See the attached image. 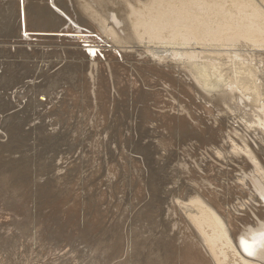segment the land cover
Instances as JSON below:
<instances>
[{
    "label": "rangeland",
    "instance_id": "374dc122",
    "mask_svg": "<svg viewBox=\"0 0 264 264\" xmlns=\"http://www.w3.org/2000/svg\"><path fill=\"white\" fill-rule=\"evenodd\" d=\"M18 3H19L18 0L17 1L16 0H0V60H2V63L0 64V76H1L0 78V125H1L0 126V133H1L0 134V204H1L0 208L1 209L0 211L2 212V213L0 212L1 213L0 214V236H3V237H0V253H1L0 264H19V263L21 264H31V263L32 264L33 263L34 264H44L45 262H46L45 264H48V263L49 264H66V263L67 264H74V263L75 264L76 263L85 264V262L88 264L90 263L97 264L96 262H98L99 261L98 259H100L102 256H103L102 259L104 258L103 262L106 261L104 262V264H113V263L114 264H127V263L128 264H132V263L133 264L134 263L135 264H138V263L139 264H143V263L144 264H154V262L157 260L158 262L161 260L160 262L164 264L163 262L167 260L166 258H168L169 255L170 257L168 258L169 259L168 262L170 264H175V263L178 264V260H179V257H177L179 255L178 253H180L182 249L183 250L184 249L186 250L188 248L192 249V247H194V250L193 249L192 250L195 251L196 245H197L196 252L198 253V255L202 258L205 257L204 256L206 255L205 250L204 249L200 250L205 253L200 252L199 249L202 247H200L198 243L194 244L196 243L194 242V240L196 239L193 236H196V233L194 235V232L192 231L194 229L189 227L191 226V224H189L190 222L187 221L186 219H181L185 217L184 216L182 217L181 215L182 213L180 209L173 202L176 201L175 199L185 200L189 196L193 197L192 195H195V194L201 195L204 191L206 192V190L208 189H213V190L215 189L218 191L220 187L216 189V187L218 186H216L215 188L214 186L217 184H219L220 186L225 184V181H224L225 177L217 180V177L216 178L214 177L215 174L212 173L214 171L212 170L213 168L210 165L211 163H214V165L216 164L218 167H221V170L224 169L223 171H227V169L231 171L230 166L221 165L218 162H216L213 158L214 156H210V155H213V154H210L211 151L210 152L208 151L211 149L212 146L217 147L218 144H219L218 145L219 147L221 146V144L222 146L228 145L227 143H229V141L227 142L226 137H225L227 135V130L229 132L230 131L229 129L232 126L234 127L235 125L237 126L238 119L234 118L231 111H229V115H227L228 111L226 112L225 110L226 107H222L224 105L217 106L216 104H214L212 100L210 101L211 97L208 96L206 93H204L202 90H200L199 87L196 86L195 90L197 91H193L192 89H190L189 86H186L187 84L184 83L183 79H181L180 76L177 77L179 80L167 79L164 82V80H161L160 77L156 74H152V75L147 74L149 76H146L144 73L141 74L142 72L140 71L134 72L136 69L133 70L134 67L131 66V63L124 64L125 67L127 66L126 71H125L127 74L125 73V78H127L126 75L129 78L131 76L135 77L136 73L138 74L140 72L138 74V76H140L139 77L140 81H138L137 83H139V85L144 83L141 86L143 87L145 85V87L142 88L140 86L141 88L139 89V91H134L132 93L129 91H123L121 92L123 93L121 95L117 93L115 94L114 93L115 90L113 88H112L113 90L111 88L107 90L108 89L107 87L108 78L106 77L105 80L103 79L102 81L101 79V81H99V83L102 82L101 86L98 83L99 84L98 87L100 86L102 88V89L99 88L100 90L98 94V96L100 95V99L102 101L101 100L99 101V97L97 96V99H96L97 101L95 102L94 100L95 98L94 96L91 95V91H89L90 93H86L79 87L71 88V90H69L70 92L68 91L69 92L68 93L67 84H69L70 82L67 80L58 78V75L61 74V71L69 67L67 63L68 58L66 57L65 53L61 52L60 49H58L57 47H55V45H53V40H54L53 38L51 37L37 38V37H40V34L35 33V32H32V33L30 32L25 36V34L23 33V28H22V9H21V6L18 5ZM10 10H13V16L15 19L11 18L12 15L10 13ZM14 21L16 22L15 25H11L12 23H14ZM56 23L58 24L57 21L49 22L47 25L48 29L55 30V28L57 27ZM87 45L88 44H85V46ZM84 48H85L84 50H86L85 51L86 53H88L89 49L93 50V48L95 52L99 51V53L97 52L98 56L99 58H101L102 61H104L105 58L102 57L103 50L101 52L100 47H87V48L84 47ZM97 53H95L96 56H97ZM117 55L119 56L118 53ZM10 57L12 58V60ZM18 60H21V61L18 62ZM5 62L7 63L11 62V63L8 65V64H4ZM121 62L123 64L122 59H120V63ZM127 68L128 69L132 68V69L128 70ZM127 71H129L132 75L128 73ZM68 72L72 74L71 71H68ZM120 73H121L120 71H114V73L111 74L114 80L110 76L111 83L112 82L116 83L115 80H118V79H119L118 80L119 82L120 81L123 82V84L120 83L122 85H120L119 87L125 86L124 84L125 81L122 78L120 80V77H123L122 73L121 74ZM115 74L117 77L115 76ZM176 75L177 73L173 76H176ZM134 77H131V78L133 79ZM145 77L148 79H146ZM157 78H159L160 81ZM142 79L143 81H141ZM162 81H163V84H161ZM166 82H167V85H169V87L165 84ZM164 86L168 87L171 90L169 91L168 88L165 89ZM103 89L107 90L108 92L106 96L100 94L101 90ZM157 90L158 92H155ZM160 90H162L161 93L159 92ZM165 90L169 91V92L167 91L168 94L166 93ZM109 92L110 93L113 92L112 94L114 96L110 94ZM203 94H204V97H203ZM201 95L205 100L201 97ZM101 96H103L102 97L103 99L101 98ZM170 96L174 98H171ZM105 99L108 101L110 100L109 102L111 103H109ZM174 99L176 100V103ZM160 101L161 102L167 101L168 103H164V102L160 103ZM83 102L84 103L89 102V104L88 103L84 104ZM211 102L213 103L214 106L212 105ZM104 103L105 104L109 103L110 105L106 104L107 105L106 106ZM156 103H159V105H157ZM94 104H96V106ZM179 104L182 107H179L178 106ZM82 105L86 107L87 111L88 109H92V111L89 110L88 111L89 113H88L85 110V108H83ZM87 105H91V106H87ZM185 106L187 108V111L189 112L186 111ZM92 107L94 108V110ZM183 107L185 109H182ZM220 107L223 109V111ZM95 108H97L98 110ZM162 108H164L163 111H162ZM82 110H85L84 112L85 113L87 112V114L85 113L82 114L83 113ZM95 110H97L99 114L97 113V111L95 112ZM179 110L181 111L183 110V112L178 113ZM224 110L226 113L222 114L224 113ZM93 111L95 112V114L93 113ZM184 111L186 113H191V114L187 115L185 114ZM96 113L100 117L99 116L96 117L97 115ZM89 114L90 115L93 114V116L95 115V117L93 118V116H88ZM82 115H84L85 117H82ZM191 115L194 118L192 117L190 118L189 116ZM223 115L224 116L226 115L225 117L228 116L227 119L223 118L224 117ZM177 116H181V117H177ZM185 116L186 117L188 116L189 118L188 117L185 118ZM218 116L219 117L223 116L222 117L223 119L221 118L223 122L228 120L229 123H226L227 121L224 123V125L226 124L229 125V126L227 125L225 126V128L227 127L226 128L227 130L225 128H224L225 130L223 129L222 132H218L216 130L217 129L216 125L218 124L217 122L219 120L221 121V119L219 118L217 121H214L213 119L215 118L216 120ZM87 117L88 119H86ZM162 117L163 119L166 117L165 118L166 120L164 119L165 120L164 121ZM182 117H184L185 119H183ZM176 118L177 119L179 118V119L176 120ZM228 118L230 119V121L233 119L235 120L230 122ZM90 119L95 120L94 122H96V125L95 123L92 122L93 120L91 121ZM82 120H85V122L84 121L82 122ZM80 121L81 123L84 124L86 129L83 126V124L80 125L81 124ZM188 121L190 122L191 126L188 123ZM197 121H200V122H197ZM179 122H181L182 124ZM91 123L94 125H92ZM210 124L211 125L213 124L214 126L212 125L210 126L211 127L210 128L209 127ZM38 126H40L39 130L37 129ZM94 126L96 129L93 128ZM100 127L104 129L105 133L103 130L101 131L102 128ZM214 127L216 128L214 129ZM91 128L93 129V132ZM200 128L202 129V131ZM203 129H205V131ZM98 130L101 132L97 133L96 131ZM185 132L186 133L188 132V133L185 135ZM89 133H91L90 136H89ZM92 133L95 135H93ZM219 133L223 134L222 136L225 138V141H223L224 139ZM188 134H190L191 136ZM193 136L195 139L193 138ZM217 136L219 137L216 138ZM94 137L96 140H94ZM189 137H192V139L191 138L189 139ZM220 137L222 141L221 139H219ZM215 139H217L216 140L217 142H215ZM250 139L251 138H249V140ZM83 141H87L91 144L96 143L95 145L94 144L92 145V149H93V146H96L94 147L93 150L95 151L100 150V152H97V151L93 152L90 146L91 144H88L86 142L84 143ZM220 141L221 143H218ZM250 141L252 142V139ZM201 142L202 144L203 143L204 144L202 145ZM222 142H224L225 144ZM185 143L187 144V146ZM204 146L206 149L208 147L207 152H206V149L203 148ZM66 147L71 151H69ZM195 147L197 148L200 147V149H197ZM180 148H183V149H180ZM181 150L183 152L186 151V153L189 151L190 152L187 153V156H186V153L185 152L183 153ZM192 150L193 151L196 150L198 154L195 151L193 152ZM179 152H181L182 154ZM179 154L182 155L181 159L179 157ZM190 154H192V156ZM199 155H201V157ZM189 156L190 158H188ZM195 156H198L199 158L197 159L196 157L195 159ZM97 157L99 159L96 161ZM175 157L176 158L179 157V158L176 159ZM206 159L208 160V163L206 162ZM174 160L176 161L174 162ZM184 160L187 164L184 163ZM198 160L199 161L202 160V161L199 162ZM56 161L58 162V164ZM188 162L190 163L189 168L186 166L188 165ZM198 162H199V165L196 166ZM170 163H172V165ZM175 163L176 165H174ZM204 164L207 165L208 167H206ZM96 165H98L99 167ZM170 165L172 166V168ZM166 167L168 168V170ZM205 167L208 169H206ZM209 167H211L212 169L211 168L209 169ZM95 168L96 169L99 168V169L96 171ZM179 169L181 172L179 171ZM201 169L203 170L200 172ZM214 169L215 171H217L216 170L217 168H214ZM171 170H173V172ZM174 170L175 171L177 170V171L175 172ZM210 170L212 171L210 172ZM168 171L169 172L171 171L170 172L171 176L168 174L169 173ZM191 171L192 172L196 171L195 175L193 174L194 172L190 173ZM2 172L4 173L2 174ZM186 172L188 175L186 174ZM197 172L198 174L199 173L200 174L199 175L196 174ZM205 172L207 173V175L205 174ZM208 172L212 173L213 177L211 176L212 174H210L211 176L210 177ZM165 174H168V176ZM179 174L184 175V177L186 178H184L183 176H180ZM175 175L177 177H174ZM203 175H206L207 177L209 176L208 178L204 176L206 179L215 178L216 181L211 179L214 183L212 184V181L209 179L211 183L209 180H207L209 182L208 183L206 182L207 183L206 185V183L204 184V181H206L205 178L204 177L202 179L199 178V177H202ZM192 176H194L195 178L197 177V180L195 178L192 179ZM227 176L228 175H226V178ZM164 177H166V179ZM170 178L171 179L176 178L178 181L174 183V180H172L173 181L172 183V181H170ZM166 180L168 181V183ZM107 181H110V182H107ZM184 181H187V182L184 183ZM164 182H166V184ZM177 183H180V184L177 185ZM201 183L204 185V188H202L203 185ZM167 184L168 186L166 187ZM199 185H201L200 186L201 190H198ZM210 185L211 187L209 188L208 186ZM193 188L195 189L197 188L196 191ZM202 189H204V191ZM181 190L182 191L184 190V192H182ZM190 191L192 194L190 193ZM174 192H176L177 194L176 193L174 194ZM181 192L184 193V195ZM229 192L231 193V190ZM228 193H226V195L222 193L226 199L228 196V197H231L232 199L233 197L234 199L239 197L237 199L240 200V195H238V193H236L237 195L235 193L233 194L231 193L232 196L234 195L233 197L231 196V194L228 195ZM180 194L182 196H180ZM222 194H221V198L224 199ZM169 195L171 196L174 195L172 196L173 199ZM178 195L180 196L179 198H178ZM241 198L242 199L240 201L238 200L233 201L234 200L233 199L232 202H231V199L229 198L230 206L235 204L233 208L231 206L232 208L231 210L233 211V213L236 211L235 213H238L239 216H242L241 212H238L242 207L238 206V204H240L242 200H243L242 202L247 201V200L244 201V199L246 198L244 197H241ZM162 201L164 202L162 203ZM170 201L172 203V204L170 203L172 206L169 204ZM167 205H169L172 209L167 207ZM235 206L236 207L238 206L240 209L236 208ZM155 207L156 209L158 208L159 210H162V211H158V210L156 211ZM165 208L166 210L164 211ZM234 208L237 210H235ZM175 210H177L178 212ZM167 211H169L170 214H168ZM174 211L176 212L175 214H174ZM156 213H158V215ZM154 214H156L157 216H155ZM238 214H235V215H238ZM6 215H8L9 217ZM170 215H172L171 217L173 218L168 217ZM175 215L177 216V218ZM154 216L158 218V221L157 220L155 221L156 218ZM158 216H160V218ZM165 217L166 219L167 218L169 219L166 220L164 219ZM178 217L179 219H181L179 222L181 227L178 223H176L177 220L179 221ZM161 219L163 221L164 220L166 221L163 222ZM172 219L174 223L172 222ZM18 220H19V223H18ZM182 220H185V221H182ZM39 221H40V224H38ZM159 221H161V223ZM154 222L155 223L157 222V223L155 224ZM185 222L186 223L189 222L188 223L189 225H184L186 224ZM170 223L171 225L174 224L173 227H171ZM20 224H23V225H20ZM111 224H112V227H111ZM175 224L176 225L178 224V225L175 227ZM22 226L23 228L25 227V229H23ZM160 226H162L163 229ZM40 227H43V228L41 229ZM155 227H157L158 229ZM187 227H189V229H191L190 231H192L193 233L188 231V229H186ZM21 229H23L21 231L22 233L20 232ZM160 231L161 233L163 234L165 233L166 235L162 234L161 236ZM165 231L166 232L169 231L168 232L169 234L166 233ZM179 231H181V233H179ZM182 234L186 235V237H184V235ZM190 234H193V235L190 236ZM6 235L8 238H6ZM167 235H169L168 238H167ZM176 235H178V238H176L177 237ZM180 236L181 237L183 236V237L181 238ZM9 238H12L13 240L11 239L12 241H9L8 240ZM46 238H48V240ZM163 238L164 240H162ZM174 238H176L178 241L181 239L179 244L178 242H176L177 240ZM188 238H191V239H188ZM26 239L28 240V242L26 241ZM53 239L56 241H54ZM171 239H174L176 241L171 240ZM24 242H27V244ZM156 242L158 243L159 246L157 245ZM182 242L185 243L184 244L185 246L182 244L185 248L181 247L182 245L180 244ZM1 243L3 244V246H1L2 245ZM171 243L172 245L174 244L173 245L174 247L170 245ZM190 243L191 244L193 243V245H190ZM9 244L12 246H9ZM14 244H15V249L12 248L13 251H11L12 250L11 247H14ZM160 244L161 246L165 245L164 247L162 246V248H164V250L166 251H170V253H172L173 256L170 253L169 255L167 254L168 255L167 256L166 253L168 252L164 251L160 247ZM168 244L171 249L173 248L172 250L168 247ZM157 247L158 248L160 247L159 248V250L161 249L160 251L163 250V255L165 254L164 256H162V253L158 250ZM28 248L29 250H27L26 252V249ZM135 249L136 251H134ZM174 249L175 250L179 249V251L180 250L181 251L179 252L176 250L174 251V253L177 252V254L176 253L174 254L173 253ZM9 252L10 253L15 252V253L14 254L12 253L13 254L12 255ZM159 253L162 256L159 258L160 260L158 259V256H160L158 255ZM140 256L142 257L143 261L140 260L141 259ZM165 256L167 257L164 258ZM174 256L177 258L173 259ZM206 257H208V255H206ZM45 258H48V259H45ZM81 258H82V261H81ZM92 258L95 261V263L92 260ZM153 258H154V261L152 260L149 263L150 259H153ZM155 258L157 259L155 260ZM71 259L74 261H72ZM48 260H51V261L49 262ZM101 261L102 260H100L98 264H103V263H100ZM158 262L155 264H159Z\"/></svg>",
    "mask_w": 264,
    "mask_h": 264
},
{
    "label": "bare ground",
    "instance_id": "6f19581e",
    "mask_svg": "<svg viewBox=\"0 0 264 264\" xmlns=\"http://www.w3.org/2000/svg\"><path fill=\"white\" fill-rule=\"evenodd\" d=\"M18 1H19L18 5L21 6V9H22V28H23V33L25 34V36L30 32L31 33L35 32V33L40 34V37H37V38H48V37L53 38L54 39L53 45H55V47L60 49L61 52L65 53L66 57L68 58L67 63H68L69 67H67V69H63L61 71V74L58 75V78L63 79V80H67L70 82L69 84H67V87H68L67 92L69 90H71V88H73V87H79L80 89H82L86 93H90L89 91H91V95L94 96V98H95L94 100L96 102L97 101L96 99H97V96H98L99 90H100L99 88H101L100 86L102 83V82L99 83V81H101V79H102V81H103V79L105 80L106 77L108 78V84H107L108 89L107 90H109V88H111V89L113 88L115 90L114 91L115 94L117 93V94L121 95V94H123V93H121L123 91H129L131 93L134 91H139V89L142 87L141 85L144 84L143 83V84L139 85V83H137L138 81H140L139 80L140 76H138V74L140 72H142L141 74L144 73L146 76L156 74L160 77L161 80H164V82L167 79L179 80L177 77L180 76V78L183 79L184 83L187 84L186 86H189L190 89H192L193 91H197V90H195V88L197 86L200 88V90H202L204 93H206L208 96L211 97L210 101L212 100L214 104H216L217 106L218 105H220V106L224 105L222 107H226L225 110H226V112L228 111L227 115H229V111H231L234 118L238 119V121L236 120L237 124H238L237 125L238 128L236 125H235V127L230 126L231 128L229 129L230 131L228 132V130L226 129L227 127L225 128V126L227 124L224 125V123L226 121H227L226 123H229L228 120H226L228 116L227 117H225L226 115L225 116L223 115L224 117L218 116V118L216 120L214 118L213 119L214 121H217L219 118L221 119L222 117L226 118L225 122H223V120H222L223 118H222L221 121L219 120L220 122L219 121L217 122L219 125L218 124L217 125L215 124V125L217 126L216 130L218 132H222V130L224 128L227 130V135L225 133L226 136L225 135L224 136L226 137V141L227 142L229 141V143H227L228 144L227 146L226 145L222 146V144H221L222 147L221 146L219 147L218 146L219 144L217 145L215 143V142H217L216 141L217 139H215L214 143L217 145V147L212 146L211 149L208 151V152L211 151L210 154H213V155H210V154L209 155L214 156L213 158L216 162H218L221 165L230 166L231 171L229 169H227V171H223L224 169L221 170V167H218L216 164H215L216 165L215 166L214 163H211V165H210L213 169L211 167H209V169L211 168L214 171L212 173L215 174L214 177L215 178L217 177V180L225 177V180H224L225 184L222 186H220L219 184L215 185L214 188L216 186H218V187H216V189H218L220 187L218 189V191L215 189L213 190V189L207 188L208 190L205 189L206 190V192H205L204 189H202L204 192L201 195L195 194V195H192L193 197H191V196H189L190 195L189 194L188 195L189 197L187 196L188 198H186L184 196L187 200L186 199L185 200L184 199H175L176 201L173 202L180 209V211L182 213V214L181 213L180 214L182 215V217L183 216L185 217V218H181V219H186L187 221H189L190 223L189 222L188 223L191 224V226H189V227L194 229V230H192L194 232V235L196 233V236H193L196 239V240H194V242H196L194 244L198 243L199 246L202 247V248L198 247V248H200L199 251L201 249H204L206 253L203 251H200V252L205 253L206 255H208V257H206V255H204L202 253H200V254L204 255L206 258L205 257L202 258L198 255V253L196 252L197 245L195 247V251H193L194 247H192V246L191 247L193 250L188 248L186 250L182 249V251L180 250L181 251L180 252L179 249L178 250L176 249L177 251L180 252V253H178L179 255L178 256L176 255V256L179 257L178 264H264V0H18ZM10 13L12 15L11 18H14L13 10H10ZM15 21L11 25H15V23H16ZM47 21H48V23L53 22V21L58 22V24L56 23L57 27L55 28V30L54 29L53 30L48 29ZM85 44H88V45L85 46ZM84 47H86V48L87 47H100L101 48L100 51L102 52V50H103L102 57H104L105 59L104 58H102V59H104V61H102L101 58H99V56H98L99 51H97L98 52L97 53L94 51V48H93V50L89 49L88 53H86L85 52L86 50H84L85 49ZM95 53H97V56ZM117 53L119 54V56L117 55ZM120 59H122L123 64H122V62L120 63ZM11 60H12V58H11ZM11 60H9V61H11ZM20 61L21 60H18V62H20ZM1 63H2V60H0V64ZM10 63L5 62L4 64L9 65ZM126 63H128V64L131 63V66L134 67L133 70L136 69L134 72L140 71L138 74L136 73L135 77L131 76V77H134L133 79L131 77L129 78L127 75H126V77L129 79L125 78V73H126L125 71H126L127 66L125 67L124 64H126ZM68 71H71L72 74H70ZM114 71H120L122 73L123 77H120V80L122 78L125 81V83H124L125 86L119 87L120 85L123 84V82L118 81L119 79L115 80L116 83L115 82L111 83L110 76L112 77L111 74L114 73ZM127 72L130 73L129 71H127ZM134 72H133V74H134ZM176 73H177V75L173 76ZM147 74H149V75H147ZM115 76H116V74H115ZM0 78H1V76H0ZM112 79H113V77H112ZM146 79H148V78H146ZM157 79H159V78H157ZM160 79H159V81H160ZM141 81H143V79ZM98 83L100 84L99 87H98V85H99ZM120 83H122V84H120ZM136 84H138L139 86ZM150 84H152V83H150ZM161 84H163V81ZM165 84L167 85V82ZM161 86H163V85H161ZM167 86L169 87V85H167ZM143 87H145V85ZM152 87H154V86H152ZM168 87L164 86L165 89ZM162 89H163V87H162ZM107 90H105V89L101 90L100 94L106 96L108 94ZM170 90L171 89H169V91ZM161 91L162 90H160L159 92L161 93ZM167 91H166V93H167ZM155 92H158V90ZM112 93L113 92H111L110 94H112ZM98 97H99V101H100L101 100L100 95ZM102 97L103 96H101V98ZM201 97H202V95H201ZM203 97H204V94H203ZM171 98H174V97H171ZM145 99H146V97H145ZM80 100H82V99H80ZM112 100H114V99H112ZM106 101H108V100H106ZM91 102H93V101H91ZM163 102L160 101V103H163ZM86 103L89 104V102H86ZM86 103H84V104H86ZM109 103H111V102H109ZM109 103H106V104H109ZM113 103H115V102H113ZM164 103H168V102L166 101ZM175 103H176V100H175ZM206 103H207V101H206ZM213 103H212V105H213ZM148 104H149V102H148ZM152 104H154V103H152ZM156 104L159 105V103H156ZM198 104H200V103H198ZM94 105L96 106V104H94ZM82 106L86 110V107H84V105H82ZM87 106H91V105H87ZM166 106H164V107H166ZM178 106L182 107L180 104ZM87 108H89V107H87ZM156 108H157V106H156ZM185 108H186V106H185ZM185 108L183 107L182 109H185ZM209 108H210V106H209ZM213 108H215V107H213ZM95 109H97V108H95ZM167 109H168V107H167ZM171 109H172V107H171ZM218 109H219V107H218ZM85 110H82L83 111L82 114L85 113L84 112ZM89 110L92 111V109H88V111ZM93 110H94V108H93ZM97 110H95V112ZM163 110H164V108H162V111ZM225 110H224V113H222V114L226 113ZM145 111H144V113H145ZM172 111H173V109H172ZM180 111L181 110H179L178 113L183 112V110L181 112ZM186 111H187V108H186ZM222 111H223V109H222ZM87 112L85 114H87ZM95 112L93 111L94 114H95ZM187 112H189V111H187ZM97 113H98V111H97ZM219 113H221V112H219ZM98 114L96 115V117L99 116ZM185 114L190 115L191 113L185 112ZM160 115H161V113H160ZM184 115H182V116H184ZM218 115H220V114H218ZM88 116H93V114L92 115L89 114ZM159 116H158V118H159ZM82 117H85V116L82 115ZM94 117H95V115L93 116V118ZM177 117H181V116H177ZM187 117L185 116V118H187ZM189 117L191 118L192 115ZM182 118L185 119L184 117H182ZM192 118H194V117H192ZM86 119H88V117ZM162 119H163V117H162ZM178 119L176 118V120H178ZM211 120H212V118H211ZM233 120H235V119H233ZM233 120L230 121V119H229L230 122H232ZM83 121L85 122V120H82V122ZM94 121L95 120H93L92 122L95 123V125H96V122H94ZM236 121H234V122H236ZM197 122H200V121H197ZM80 123H81V121H80ZM179 123H181V122H179ZM186 123H187V121H186ZM188 123L190 124L189 121H188ZM82 124L83 123H81L80 125H82ZM106 124H107V122H106ZM106 124H105V126H106ZM92 125H94V124H92ZM178 125H180V124H178ZM212 125L210 124L209 127ZM83 126H84V124H83ZM156 126H157V124H156ZM190 126H191V124H190ZM227 126H229V125H227ZM82 127H81V129H82ZM93 128H95V126ZM100 128H102V127H100ZM106 128H107V126H106ZM215 128L216 127H214V129ZM37 129L39 130L40 126H38ZM85 129H86V127H85ZM97 129H99V128H97ZM102 130L104 131L103 128L101 129V131ZM106 130H108V129H106ZM203 130L205 131V129H203ZM87 131H89V130H87ZM101 131L98 130L96 132L98 133ZM201 131H202V129H201ZM92 132H93V129H92ZM94 133H95V131H94ZM104 133H105V131H104ZM187 133L185 132V135ZM213 133H215V132H213ZM90 134L91 133H89V136H90ZM191 134H193V133H191ZM197 134H198V132H197ZM219 134H221V136L223 135L222 133H219ZM93 135H95V134H93ZM102 135H104V134H102ZM188 135H190V134H188ZM89 136H87V137H89ZM98 136H100V135H98ZM194 136H193V138H194ZM248 136H249V138L252 139V142L250 141L251 139L249 140ZM218 137L219 136H217L216 138H218ZM13 138H12V140H13ZM105 138H106V136H105ZM190 138L192 139V137H189V139ZM222 138L224 139L223 141H225V138L223 136H222ZM219 139H221V137ZM94 140H96L95 137H94ZM174 141H175V139H174ZM221 141H222V139H221ZM221 141L218 143H221ZM83 142L91 144L87 141H83ZM184 142H183V144H184ZM187 142H189V141H187ZM207 143H208V141H207ZM222 143H224V142H222ZM93 144L95 145L96 143H92L90 145L91 149H92ZM201 144H202V142H201ZM100 145H102V144H100ZM212 145H213V143H212ZM186 146H187V144H186ZM94 147H96V146H93V149H94ZM104 147H105V145H104ZM195 148H197V147H195ZM203 148H205V146ZM70 149H71V147H70ZM93 149H92L93 152L97 151V150L95 151ZM134 149H135V147H134ZM180 149H183V148H180ZM197 149H200V147ZM73 150H75V149H73ZM196 150H194V151L198 154V152ZM207 150H208V147L206 149V152H207ZM60 151H62V150H60ZM69 151H71V150H69ZM62 152H64V151H62ZM97 152H100V150ZM184 152L186 153V151H184ZM189 152H187V153H189ZM201 152H203V151H201ZM163 153H165V152H163ZM179 153H181V152H179ZM187 153H186V156H187ZM190 155L192 156V154H190ZM181 156L182 155L179 154L180 159H181ZM199 156L201 157V155H199ZM196 157H197V159L199 158L198 156H195V159H196ZM178 158H176V159H178ZM188 158H190V156ZM191 158H193V157H191ZM58 159H59V157H58ZM98 159L99 158L97 157L96 161ZM184 159H185V157H184ZM207 159H206V162L208 163L209 159L208 160ZM175 161L176 160H174V162ZM200 161H202V160H200ZM199 162H198V164H196V166L199 165ZM93 163H94V161H93ZM184 163H186L185 160H184ZM230 163L233 165H231ZM57 164H58V162H57ZM104 164H106V163H104ZM170 164L172 165V163H170ZM201 164H202V162H201ZM209 164H210V162H209ZM174 165H176V163ZM189 165H190V163L188 162V165H186V166L189 168ZM96 166H98V165H96ZM205 166L208 167L207 165H205ZM171 168H172V166H171ZM214 168H217L216 169L217 171H215ZM98 169H96V171ZM206 169H208V168H206ZM107 170H108V168H107ZM167 170H168V168H167ZM202 170L203 169H201L200 172ZM212 170H210V172ZM171 171L173 172V170H171ZM179 171H180V169H179ZM170 172L168 174L171 176ZM193 172L191 171L190 173H193ZM195 172L193 173L194 175H195ZM210 172H208L209 176H210V174H212ZM223 172H225V173H223ZM3 173L4 172H2V174ZM168 174H165V175L168 176ZM186 174H187V172H186ZM193 174H191V175H193ZM196 174H198V172ZM202 174H203V172H202ZM205 174L207 175L206 172H205ZM176 175L174 177H177ZM179 175L184 177V175H181V174H179ZM198 175H196V176H198ZM206 175H203L202 177H199V178L202 179L204 176L206 178H208L209 176L207 177ZM226 175H228L227 178H226ZM211 176L213 177V174ZM22 177H23V175H22ZM164 178L166 179V177H164ZM184 178H186V177H184ZM187 178H188V176H187ZM193 178H195V177L192 176V179ZM206 178H205L206 181H204V179H203L204 184L206 182L208 183L212 179V178L211 179L209 178L210 179L209 180ZM215 178L212 180H215ZM195 179L197 180V177ZM172 180H174V183L178 181L176 178H173V179L170 178V181H172ZM207 180H209V181H207ZM198 181H199V179H198ZM203 181H201V182H203ZM211 181H210V183H211ZM107 182H110V181H107ZM185 182H187V181H184V183ZM164 183L166 184V182H164ZM167 183H168V181H167ZM172 183H173V181H172ZM180 183H177V185ZM207 183H206V185H207ZM212 184H214L213 181H212ZM196 185H197V183H196ZM45 186H46V184H45ZM167 186H168V184L166 185V187ZM200 186L201 185H199V187ZM199 187H198V190H201V187L200 188ZM208 187L210 188L211 185ZM74 188H75V186H74ZM108 188H110V187H108ZM202 188H204V185L202 186ZM189 189H191V188H189ZM193 189L196 191L197 188L196 189L193 188ZM230 190H231L232 194L238 193V195H240V200L242 199L241 197H244V198H246V199H244V201L247 200L245 202L246 203L248 202L246 204L245 202H242L243 201L242 200L240 202V204H238V206L242 207L241 209L244 208L243 210H241L238 206L237 207L235 206L236 208L240 209V210L238 209L239 210L238 212H241L242 216H239L238 213H235L236 211L234 213L238 214V215H235L233 213V211L231 210L235 204L231 205L232 206V208H231L230 199L232 202V200L234 199V197H233L234 195L232 196V194L229 192ZM182 192H184V190ZM175 193L176 192H174V194ZM190 193H191V191H190ZM193 193H194V191H193ZM222 193L225 195H226V193H228V195L231 194L233 199L231 197H228V196L226 199ZM164 194H165V192H164ZM182 194L184 195V193H182ZM185 194H187V193H185ZM221 194L224 197V199L221 198ZM138 195H139V193H138ZM204 195H206V196H204ZM169 196H171V195H169ZM172 196H174V195H172ZM180 196H182V195L180 194ZM180 196L178 195V198ZM237 198H239V197H237ZM237 198L234 199L233 201L238 200ZM172 199H173V197H172ZM240 200H238V201H240ZM26 201H28V200H26ZM132 202H134V201H132ZM163 202L164 201H162V203ZM236 202H234V203H236ZM170 203H171V201L169 202V204ZM158 207H159V205H158ZM167 207L172 209L169 205H167ZM155 209H156V207H155ZM175 209H177V208H175ZM157 210L162 211V210H159L158 208L156 209V211ZM165 210H166V208L164 209V211ZM235 210H237V209H235ZM64 211H66V210H64ZM175 211H177V210H175ZM175 211H174V214L176 213ZM167 212H168V214H170L169 211H167ZM167 212H165V213H167ZM172 212H173V210H172ZM172 212H171V214H172ZM7 214H8V212H7ZM156 214L158 215V213H156ZM156 214H154V215L157 216ZM174 214H173V216H174ZM177 215H179V214H177ZM4 216H5V214H4ZM6 216H8V215H6ZM171 216L172 215H170L168 217L173 218ZM158 217L160 218V216H158ZM176 218H177V216H176ZM162 219H163V217H162ZM164 219H166V217ZM167 219H169V218H167ZM178 219H179V217H178ZM181 219H179V221L176 219L177 220L176 223L179 224ZM156 220L158 221V218H156L155 221ZM166 220H164V221L162 220V221L165 222ZM182 221H185V220H182ZM12 222H14V221H12ZM159 222L161 223V221H159ZM172 222L174 223L173 219H172ZM18 223H19V220H18ZM20 223H21V221H20ZM171 223H170V225H171ZM188 223H186L184 225H189ZM38 224H40V221ZM20 225H23V224H20ZM173 225L174 224H172L171 227H173ZM177 225L175 224V227ZM111 227H112V224H111ZM160 227L162 228V226H160ZM167 227H168V225H167ZM180 227H181V225H180ZM189 227L186 228V229H188V231L191 230V229H189ZM22 228H23V226H22ZM40 228L42 229L43 227H40ZM155 228H157V227H155ZM23 229H25V227ZM23 229H21L20 232ZM173 229H175V228H173ZM184 229H183V231H184ZM181 231H179V233H181ZM192 231H190V232H192ZM168 232H166V233H168ZM179 233H178V235H179ZM160 234L162 236L163 233H161V231H160ZM173 234H171V235H173ZM184 234H182V235H184ZM163 235H166V234L164 233ZM178 235H176L177 236L176 238H178ZM192 235L193 234H190V236H192ZM168 236L169 235H167V238H168ZM187 236H188V234H187ZM0 237H3V236H0ZM184 237H186V235H184ZM6 238H8L7 235H6ZM176 238H174V239H176ZM11 239L12 238H9L8 240L12 241L13 239L12 240ZM46 239L48 240V238H46ZM174 239H171V240H174ZM188 239H191V238H188ZM162 240H164V238ZM162 240H160V241H162ZM176 240H174V241H176ZM26 241L28 242L27 239H26ZM54 241H56V240H54ZM180 241H181V239L179 241L177 240L176 242H178V244H179ZM191 241H193V240H191ZM27 242H24V243L27 244ZM183 242L180 245H182V244L184 245L185 243H183ZM164 243H165V241H164ZM10 244H9V246H12ZM157 245H158V243H157ZM166 245H167V243H166ZM170 245H172V243ZM173 245H172V247H174ZM183 245L181 247L185 246V245L184 246ZM190 245H193V243L192 244L190 243ZM1 246H3V244ZM30 246H32V245H30ZM162 246L164 247L165 245H162ZM162 246L160 244L161 248H162ZM168 247H169V244H168ZM245 247H247L248 251H250L252 253L251 255L248 254V251H245ZM12 248L15 249V244H14V247H11V249ZM77 248H78V246H77ZM159 248H158V250H159ZM162 249L164 250V248H162ZM27 250H29V248L26 249V252H27ZM103 250H104V248H103ZM163 250L160 251L162 253V256L165 255V254L163 255ZM176 250L174 249L173 253ZM11 251H13V249ZM134 251H136V249ZM164 251H166V250H164ZM15 252H12V253L14 254ZM166 252H168V253H166ZM166 252H164V253H166V255L167 254L169 255L170 251H166ZM12 253H10V254H12ZM75 253H77V252H75ZM156 253H158V252H156ZM175 253L177 254V252H175ZM73 254H74V252H73ZM170 254L173 256L172 253H170ZM0 255H1V253H0ZM64 255H65V253H64ZM101 255H102V253H101ZM110 255H111V253H110ZM158 255H160V256H158V259L160 257H162L160 253ZM25 256H26V254H25ZM95 256H96V254H95ZM167 256H165L164 258H166ZM102 257L98 260L99 261L102 260L100 263L104 264V262H106V261L103 262L104 258L102 259ZM154 257H156V256H154ZM169 257H170V255H169ZM177 257L174 256L173 259H175ZM168 258H166L167 259L166 261L163 260L164 264L169 263ZM204 258H205V260H204ZM45 259H48V258H45ZM156 259L157 258H155V260ZM171 259H172V257H171ZM173 259H172V261H173ZM58 260H59V258H58ZM92 260H93V258H92ZM140 260H142V257ZM152 260L154 261V258L150 259L149 263ZM48 261L50 262L51 260H48ZM72 261H74V260H72ZM81 261H82V258H81ZM160 261L158 262V260H157L154 262V264L157 262L159 264H162ZM172 261H170V262H172ZM24 262H25V260H24ZM34 262H36V261H34ZM98 262H96V263L98 264ZM165 262H167V263H165ZM3 263H5V262H3ZM94 263H95V261H94ZM19 264H21V263H19ZM85 264H88V263L85 262Z\"/></svg>",
    "mask_w": 264,
    "mask_h": 264
},
{
    "label": "snow or ice",
    "instance_id": "6c2138e0",
    "mask_svg": "<svg viewBox=\"0 0 264 264\" xmlns=\"http://www.w3.org/2000/svg\"><path fill=\"white\" fill-rule=\"evenodd\" d=\"M245 251H248L247 247H245ZM248 254L251 255L252 253L248 251Z\"/></svg>",
    "mask_w": 264,
    "mask_h": 264
}]
</instances>
